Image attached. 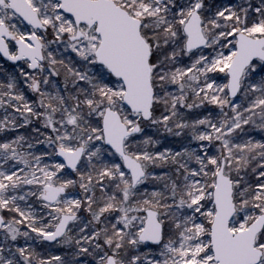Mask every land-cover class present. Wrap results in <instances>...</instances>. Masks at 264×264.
<instances>
[{
  "label": "snow or ice",
  "instance_id": "obj_1",
  "mask_svg": "<svg viewBox=\"0 0 264 264\" xmlns=\"http://www.w3.org/2000/svg\"><path fill=\"white\" fill-rule=\"evenodd\" d=\"M0 264H264V0H0Z\"/></svg>",
  "mask_w": 264,
  "mask_h": 264
}]
</instances>
